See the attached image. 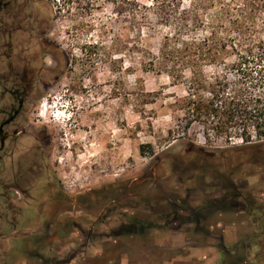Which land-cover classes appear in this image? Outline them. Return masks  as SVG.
Returning a JSON list of instances; mask_svg holds the SVG:
<instances>
[{
  "label": "rangeland",
  "instance_id": "374dc122",
  "mask_svg": "<svg viewBox=\"0 0 264 264\" xmlns=\"http://www.w3.org/2000/svg\"><path fill=\"white\" fill-rule=\"evenodd\" d=\"M152 1L35 0L48 52L26 129L50 171L41 217L0 220V264H264V147L179 127L185 89L149 66L174 33ZM77 223L112 236L85 248Z\"/></svg>",
  "mask_w": 264,
  "mask_h": 264
},
{
  "label": "trees",
  "instance_id": "16d2710c",
  "mask_svg": "<svg viewBox=\"0 0 264 264\" xmlns=\"http://www.w3.org/2000/svg\"><path fill=\"white\" fill-rule=\"evenodd\" d=\"M136 7L131 2V12ZM142 8L174 29L158 55H147L150 69L185 89L171 106L182 115L179 127L197 123L207 140L242 142L234 150L263 148L264 0H153Z\"/></svg>",
  "mask_w": 264,
  "mask_h": 264
},
{
  "label": "flooded vegetation",
  "instance_id": "af4514ba",
  "mask_svg": "<svg viewBox=\"0 0 264 264\" xmlns=\"http://www.w3.org/2000/svg\"><path fill=\"white\" fill-rule=\"evenodd\" d=\"M35 5V0H0V58L6 60L3 67L0 64L1 221L15 220L10 216L31 218L34 215L31 211L35 212V215L42 216L43 213L35 210L37 198L31 195L32 190H37V193L40 190L32 189V186H35L50 171L45 158L46 151L41 152V148L34 150L33 144L28 140L38 139L31 133H27L26 129L34 85L44 71V65H35L32 57L38 55L39 60L43 62V55L48 52V44L43 41L44 22L35 11ZM32 42L35 43L33 47L30 46ZM1 138H4L3 142ZM10 191L18 196L14 197ZM59 196L60 202L65 205V194L59 191ZM236 205L241 207L243 204L237 201ZM64 207H62V213H66ZM55 215L53 219L57 218ZM55 224L61 227L62 222ZM73 226H76L74 222ZM77 226L79 232L83 234L85 230L80 228L79 223ZM15 229L17 230V225ZM97 230L95 223L90 226L88 233L85 232L89 237L84 245L85 248L95 247L89 243L100 235ZM108 233L100 236L105 234L112 236ZM0 251L2 252L1 244Z\"/></svg>",
  "mask_w": 264,
  "mask_h": 264
},
{
  "label": "water",
  "instance_id": "95a60500",
  "mask_svg": "<svg viewBox=\"0 0 264 264\" xmlns=\"http://www.w3.org/2000/svg\"><path fill=\"white\" fill-rule=\"evenodd\" d=\"M2 142L4 141V138H1Z\"/></svg>",
  "mask_w": 264,
  "mask_h": 264
}]
</instances>
